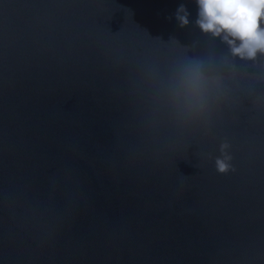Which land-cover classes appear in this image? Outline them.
I'll list each match as a JSON object with an SVG mask.
<instances>
[{
	"label": "water",
	"instance_id": "obj_1",
	"mask_svg": "<svg viewBox=\"0 0 264 264\" xmlns=\"http://www.w3.org/2000/svg\"><path fill=\"white\" fill-rule=\"evenodd\" d=\"M11 2L0 264H264V54L202 32L195 0ZM221 145L234 171L215 170Z\"/></svg>",
	"mask_w": 264,
	"mask_h": 264
},
{
	"label": "clouds",
	"instance_id": "obj_2",
	"mask_svg": "<svg viewBox=\"0 0 264 264\" xmlns=\"http://www.w3.org/2000/svg\"><path fill=\"white\" fill-rule=\"evenodd\" d=\"M197 16L195 24L202 31L219 37L232 55L254 59L264 54V0H195ZM178 25L188 23V12L183 3L174 12ZM203 76L198 67L187 69L179 81V89L195 100L201 92ZM213 163L218 173L234 171L231 156L224 151Z\"/></svg>",
	"mask_w": 264,
	"mask_h": 264
},
{
	"label": "snow or ice",
	"instance_id": "obj_3",
	"mask_svg": "<svg viewBox=\"0 0 264 264\" xmlns=\"http://www.w3.org/2000/svg\"><path fill=\"white\" fill-rule=\"evenodd\" d=\"M20 5L13 4L11 0H0V21L9 19V12L14 7ZM24 7L39 9L44 12L55 10L59 13L72 12L74 10L86 7L82 0H29ZM13 56V49L10 48L8 33L2 24H0V78L7 68L10 58ZM242 249L248 250V238L244 234H239L228 241L225 253L230 254L232 251Z\"/></svg>",
	"mask_w": 264,
	"mask_h": 264
}]
</instances>
